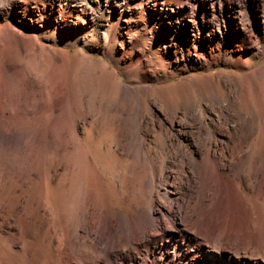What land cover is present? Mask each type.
I'll return each mask as SVG.
<instances>
[{
    "label": "bare ground",
    "instance_id": "6f19581e",
    "mask_svg": "<svg viewBox=\"0 0 264 264\" xmlns=\"http://www.w3.org/2000/svg\"><path fill=\"white\" fill-rule=\"evenodd\" d=\"M176 1L182 3L173 13L182 21L178 29L181 44L200 48L205 57L202 67L206 73L194 79L207 100L188 103V87L180 82L133 88L121 79L117 82L115 94L119 92L120 103L111 102L107 107H115L121 116L130 91L156 88L162 98L157 103L142 94V104L156 105L159 119L156 121L150 110L142 124L139 115L134 129H122L125 140L110 146L114 153L122 150L135 161L143 159L150 175L146 186H156L147 211L125 214L102 209L85 185L77 184L81 163L89 173L95 169V149L84 135L88 124H94L92 119H99L92 111L81 112L83 100L92 99L97 92L112 94L110 83L101 76L90 83L75 80L72 88H67V157H71L67 162V197L72 200L73 212L80 209L81 217L67 237L57 234L64 256L55 264H264V61L255 65L257 56L264 55V14L259 12L258 0ZM195 8L201 11L194 13ZM3 42L0 35V76L13 80L23 75L24 64L19 66L2 48ZM72 61L74 70L80 71L75 56ZM216 62L224 69L211 73ZM27 63L35 65L36 61ZM104 70L114 75L106 65ZM170 78V74L160 77L164 81ZM64 93L57 94L53 111ZM177 99L184 101L182 107L175 104ZM15 103L19 104L13 102L11 107L16 111ZM137 112H141L139 108ZM0 113L4 115L0 114L1 187L5 184L7 146L27 143L28 152L42 143L45 130L38 136L22 127L10 139L6 132L12 128V118H23L27 110L14 113L4 104ZM158 135L161 148L167 141L173 149L188 148L186 158L170 160L162 150L151 156L146 138ZM131 140L135 143L127 150ZM32 175L38 174L34 171ZM7 234L12 250L23 251L19 233Z\"/></svg>",
    "mask_w": 264,
    "mask_h": 264
},
{
    "label": "rangeland",
    "instance_id": "374dc122",
    "mask_svg": "<svg viewBox=\"0 0 264 264\" xmlns=\"http://www.w3.org/2000/svg\"><path fill=\"white\" fill-rule=\"evenodd\" d=\"M258 2L259 12L264 14V0ZM181 4L176 0H0L2 48L18 60L19 66L25 65L23 75L13 80L0 76V106L6 104L14 113L27 110L23 118H12V128L6 133L13 139L22 127L38 136L45 130L42 143L28 152L27 143L7 146L5 184L0 187V262L55 264L64 256L57 234L67 237L80 221V209L73 212L72 200L67 197V162L71 159L67 157V88H72L75 80L90 83L106 76L113 92H97L92 99L83 100L81 112L92 111L99 119H92L94 124H88L84 135L95 149V169L89 173L81 163L77 184H84L102 209L108 207L125 214L148 210L156 186H146L150 175L145 161H135L122 150L114 153L110 146L116 140H125L122 131L134 129L139 115L142 124L150 110L154 119H159L156 105L151 108L142 104V94L150 95L157 103L162 98L156 88L130 91L124 101V116L107 105L120 103L119 92L115 94L120 79L130 88L180 82L188 87V103L206 102L207 96L198 91L194 79L206 73L202 67L205 57L200 48L182 45L179 39L182 21L173 13ZM107 33L109 36L104 37ZM175 45L177 48H173ZM72 56L80 71L74 70ZM30 60H35V65L28 64ZM263 61L264 55H258L255 65ZM104 65L114 75H107ZM223 69L216 62L210 72ZM169 74V80L160 79ZM60 92H65V96L55 102L54 112L53 103ZM16 101L20 106L15 103V111L11 104ZM183 102L177 99L175 104L182 107ZM78 123L82 125L80 119ZM128 142L127 150L135 143ZM146 143L151 156L162 150L170 160L186 158L184 152L188 148L173 149L169 141L161 148L160 135L147 137ZM1 160L4 161L2 156ZM59 164L66 166L59 169ZM57 167V172H53ZM34 171L37 177L32 175ZM92 209L87 210L88 214H92ZM13 231L25 244L21 252L11 248L7 233Z\"/></svg>",
    "mask_w": 264,
    "mask_h": 264
}]
</instances>
